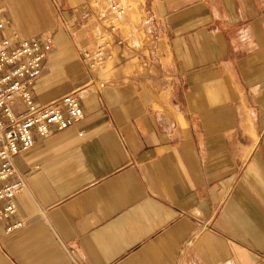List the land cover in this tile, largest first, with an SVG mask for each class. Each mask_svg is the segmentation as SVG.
<instances>
[{"label": "crops", "instance_id": "crops-1", "mask_svg": "<svg viewBox=\"0 0 264 264\" xmlns=\"http://www.w3.org/2000/svg\"><path fill=\"white\" fill-rule=\"evenodd\" d=\"M0 5V37L53 35L34 103L84 111L16 156L0 264H264V0H146L148 45L109 82L92 0Z\"/></svg>", "mask_w": 264, "mask_h": 264}, {"label": "built area", "instance_id": "built-area-1", "mask_svg": "<svg viewBox=\"0 0 264 264\" xmlns=\"http://www.w3.org/2000/svg\"><path fill=\"white\" fill-rule=\"evenodd\" d=\"M108 1L103 13L97 9L100 0H92L95 11L88 10L83 18L86 22H94L97 28L100 13L101 17L110 16L109 31L114 35L118 31L116 24L126 13L127 7L121 0ZM8 24L9 19L0 5V33ZM117 42L121 45L124 40L119 37ZM52 47L53 35L50 33L21 40H17L14 35L0 37V222L17 213L16 199L26 189V180L15 165L16 156L34 147L35 134L48 138L84 118L76 93L40 106L33 101L30 87L42 74L44 61ZM96 48L95 58L102 60L103 45L97 47L95 44L94 51ZM24 225L25 222L21 220L9 229Z\"/></svg>", "mask_w": 264, "mask_h": 264}, {"label": "rangeland", "instance_id": "rangeland-1", "mask_svg": "<svg viewBox=\"0 0 264 264\" xmlns=\"http://www.w3.org/2000/svg\"><path fill=\"white\" fill-rule=\"evenodd\" d=\"M127 7L126 13L116 24L118 31L112 35L109 31L110 16L101 17L97 28L94 22L90 25L95 30L97 47L103 45L104 56L102 60L95 58L96 51L89 54L86 59L92 72L106 82L115 79L116 71L122 70L124 74L131 73L134 65L138 62L134 46L139 44L142 48L148 45V20L145 10L146 0H121ZM108 0H100L97 9L104 13L108 6ZM108 15V14H106ZM121 37L124 43L119 45L117 40ZM103 39V41H102ZM103 43V44H102Z\"/></svg>", "mask_w": 264, "mask_h": 264}]
</instances>
